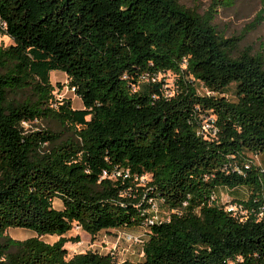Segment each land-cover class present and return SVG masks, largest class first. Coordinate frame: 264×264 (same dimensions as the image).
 Instances as JSON below:
<instances>
[{
  "label": "trees",
  "instance_id": "16d2710c",
  "mask_svg": "<svg viewBox=\"0 0 264 264\" xmlns=\"http://www.w3.org/2000/svg\"><path fill=\"white\" fill-rule=\"evenodd\" d=\"M222 4L0 0V37L14 42L0 44V264H119L69 258L76 226L147 229L141 264H264V52L219 32ZM54 72L82 110L55 100ZM205 117L215 138L199 134ZM36 122L63 131L24 129ZM224 191L249 215L228 213Z\"/></svg>",
  "mask_w": 264,
  "mask_h": 264
},
{
  "label": "rangeland",
  "instance_id": "374dc122",
  "mask_svg": "<svg viewBox=\"0 0 264 264\" xmlns=\"http://www.w3.org/2000/svg\"><path fill=\"white\" fill-rule=\"evenodd\" d=\"M223 4L219 7L215 24L219 32L227 38L244 36V40L240 45V51L247 48H252L254 53L264 52V22L257 24V16L264 10V0H221ZM180 4L192 11L203 15L207 13L213 3V0H179ZM0 44L5 47L14 45L13 40L8 36L0 37ZM170 87L173 88L175 82L174 76L166 78ZM52 84L55 86V100L59 103L70 101L73 108L82 110L84 103L75 92L69 87L70 81L67 75L63 72H54L51 76ZM201 90V93H204ZM230 100H236L234 95V87L231 88L227 95ZM24 129L28 133H33L41 130L52 129L61 133L63 129L52 122H36L34 124L24 125ZM264 160V156L260 159ZM150 177L142 180V185L147 184ZM224 202L228 201L226 191L222 192ZM233 197L245 198L247 195L239 194L238 192L232 195ZM161 207V216L166 214V210ZM55 207L62 209L61 202L56 201ZM34 231L21 228H11L6 233L7 238L13 240L25 241L32 237H36ZM129 236L141 237L148 239V230L143 228L122 229L120 231L103 232L97 237H92L84 232L80 227L76 226L66 238L68 240L80 239V242L75 243L70 241L66 249L69 252V258L76 254L95 252L101 255H114L119 264H141L144 262V245L140 243H132L127 240ZM47 243L54 244L60 240V237H44L42 238Z\"/></svg>",
  "mask_w": 264,
  "mask_h": 264
},
{
  "label": "built area",
  "instance_id": "2783aa9c",
  "mask_svg": "<svg viewBox=\"0 0 264 264\" xmlns=\"http://www.w3.org/2000/svg\"><path fill=\"white\" fill-rule=\"evenodd\" d=\"M213 123H214L213 118L205 117L203 119V124L201 130L199 131V134L205 136L206 138H215L218 135V130L216 129ZM246 168L249 169L250 165L248 164ZM222 202L225 205L227 212L235 217L243 219L249 215V210H247L243 205L233 203L230 197L228 198L227 202H224L222 197ZM158 221H160V218L155 217L152 221L149 222V226L154 225ZM127 240L132 243L144 244V241L142 240L141 237L129 236Z\"/></svg>",
  "mask_w": 264,
  "mask_h": 264
}]
</instances>
